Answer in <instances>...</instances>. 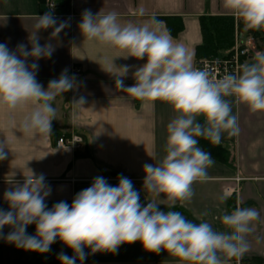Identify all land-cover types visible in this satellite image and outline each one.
Segmentation results:
<instances>
[{
    "label": "clouds",
    "instance_id": "obj_1",
    "mask_svg": "<svg viewBox=\"0 0 264 264\" xmlns=\"http://www.w3.org/2000/svg\"><path fill=\"white\" fill-rule=\"evenodd\" d=\"M223 8L243 23L244 31L264 30V0H223ZM162 23L153 17L141 25L122 24L115 12L93 15L87 9L79 23L84 40L126 53L118 57L146 58L134 72L132 86L126 87L120 78L127 74V67L114 73L117 90L145 103H167L175 113L166 126L165 155L159 164L143 165V190L151 197L147 205L141 204L132 181L120 174L117 186L97 176L70 205L60 201L49 209L45 201L51 189L42 174L31 173L4 193L9 209H0V230L12 229L4 237L9 243L45 253L58 238L74 253L72 257L61 253V264L83 262L85 248L93 254L115 253L120 245L137 241L146 251H167L182 264H227L249 250L247 237L259 219L256 209L237 205L231 213H222L219 220L226 231H219L207 221L194 223L180 211H162L159 205L172 209L177 203L185 204L193 196L192 185L207 179V169L215 161L198 146L199 139L219 145L222 134L237 135L234 104L246 105L252 113L264 112V51H257L251 62L233 73L217 77L195 67L192 53L162 30ZM66 26V22L57 26L53 14L46 12L34 24L30 50L23 43L15 51L0 44V107L9 113H24L18 125L24 135H51L56 117L52 102L76 87L75 78L66 70L59 79L50 80L47 89L36 79V61L50 58L54 51L51 43H39L38 33L52 28L55 37ZM85 103L80 97L73 104L83 108ZM6 148L10 149L9 142H0V160L6 158ZM32 224L35 235H28L27 226Z\"/></svg>",
    "mask_w": 264,
    "mask_h": 264
},
{
    "label": "crops",
    "instance_id": "obj_2",
    "mask_svg": "<svg viewBox=\"0 0 264 264\" xmlns=\"http://www.w3.org/2000/svg\"><path fill=\"white\" fill-rule=\"evenodd\" d=\"M86 9L93 15L115 12L122 24L141 25L154 17L163 22L160 28L168 32L164 18L180 17L182 27L171 36L188 48L193 62L195 47L202 41L200 17L233 16L223 8V0H60L50 11L41 0H0V44H6L11 51L21 43L31 49L29 37L38 16L51 12L57 26L66 22L58 36H52V28L38 33L39 43H51L54 51L50 58L36 61L39 65L36 79L47 89L49 81L59 79L66 70L76 83L74 89L52 102L56 117L48 136L24 135L18 128L24 113H9L0 107V142L7 140L10 148L5 149L6 158L0 160V209H9L5 191L22 184L31 173L42 174L51 189L45 201L49 209L60 201L70 205L75 195L91 186L97 176L117 186V177L123 174L139 192L143 206L151 198L143 190V165L159 164L165 155L166 126L175 113L167 103H145L117 90L114 73L127 67V74L120 78L126 87L132 86L136 82L133 74L146 58L118 57L126 53L84 40L79 23ZM251 60L252 57L247 62ZM32 62L29 58L28 63ZM74 67L80 71L74 74ZM80 97L86 99L83 108L73 104ZM233 114L238 118L239 132L231 137L222 134L221 139L230 152L229 163L213 159L215 163L207 169V179L192 185L190 201L177 203L172 209L164 205L159 208L180 211L194 223L207 221L219 231H226L219 220L222 213H231L237 205L256 209L259 219L253 222L254 230L247 237L249 250L227 261L243 264L254 257L264 258V112L252 113L246 105L234 104ZM70 133L81 135L82 147L54 145L57 137ZM221 197L226 198L221 201ZM0 231L3 233L0 264H61L58 259L61 253L74 255L58 238L50 251L40 253L9 243L4 238L12 231L9 226ZM26 232L35 235V224L27 226ZM84 251L86 259L83 262L77 259L76 264H182L167 251L158 254L146 251L139 241L122 244L115 253L93 254L90 248Z\"/></svg>",
    "mask_w": 264,
    "mask_h": 264
},
{
    "label": "trees",
    "instance_id": "obj_3",
    "mask_svg": "<svg viewBox=\"0 0 264 264\" xmlns=\"http://www.w3.org/2000/svg\"><path fill=\"white\" fill-rule=\"evenodd\" d=\"M164 20L166 21L170 34L176 35L180 31L182 27L180 17H165ZM199 23L202 41L195 47L196 59L228 54L234 44L235 29H243V23L241 21H236L233 16L229 15L201 16ZM259 31L264 34V30ZM262 38H264V35H262ZM259 50L264 51V45H262ZM199 121L203 122V119ZM198 146L210 153L212 159L225 164L229 163L230 152L223 143L213 145L207 140L200 138ZM243 264H264V258L254 257L249 261H245Z\"/></svg>",
    "mask_w": 264,
    "mask_h": 264
},
{
    "label": "built area",
    "instance_id": "obj_4",
    "mask_svg": "<svg viewBox=\"0 0 264 264\" xmlns=\"http://www.w3.org/2000/svg\"><path fill=\"white\" fill-rule=\"evenodd\" d=\"M59 1L60 0H44L43 3L45 8L50 11ZM256 52L257 49L253 43V38L246 37L243 39L242 33L236 32L233 47L228 54L196 59L194 66L199 69H207L217 77H221L225 73H233L236 71L241 64L253 57ZM79 71V68H73L74 74ZM54 145L56 147L80 148L83 145V138L76 133L61 135L57 137Z\"/></svg>",
    "mask_w": 264,
    "mask_h": 264
},
{
    "label": "rangeland",
    "instance_id": "obj_5",
    "mask_svg": "<svg viewBox=\"0 0 264 264\" xmlns=\"http://www.w3.org/2000/svg\"><path fill=\"white\" fill-rule=\"evenodd\" d=\"M237 33H242L243 39H245L246 37H252L253 43L257 49H260V47L262 45H264V40H262V39H264V38H262V35H264V34H262L260 31H256V30L244 31V26H243V29L237 30Z\"/></svg>",
    "mask_w": 264,
    "mask_h": 264
}]
</instances>
